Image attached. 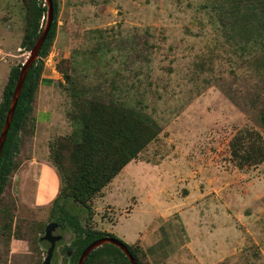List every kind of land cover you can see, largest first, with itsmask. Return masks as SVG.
I'll use <instances>...</instances> for the list:
<instances>
[{
    "label": "rangeland",
    "instance_id": "obj_1",
    "mask_svg": "<svg viewBox=\"0 0 264 264\" xmlns=\"http://www.w3.org/2000/svg\"><path fill=\"white\" fill-rule=\"evenodd\" d=\"M203 3L60 0L58 34L34 105V135L21 138V165L3 204L48 224L65 212L87 223L89 210L72 199H60L53 210L63 180L49 160L50 145L74 128L71 96L55 67L71 58L73 76L93 94L110 91L161 129L91 203L95 229L128 245L141 241L151 264H264V164L239 170L230 153L244 127L264 137L249 103L262 76L228 52L213 57L212 72L197 68L220 53ZM25 22L22 0H0V103L11 68L30 57L21 48ZM59 225L54 234L63 239L52 264L63 263L62 250L75 237L68 222ZM40 243L47 255L50 244ZM31 256L30 243L0 239V264H31Z\"/></svg>",
    "mask_w": 264,
    "mask_h": 264
},
{
    "label": "trees",
    "instance_id": "obj_2",
    "mask_svg": "<svg viewBox=\"0 0 264 264\" xmlns=\"http://www.w3.org/2000/svg\"><path fill=\"white\" fill-rule=\"evenodd\" d=\"M52 1V27L40 51L39 59L27 74L0 159V239L8 243H30L31 264H43L46 251L41 249L40 236L44 234L48 222L18 216L15 209L3 202L6 192L11 189L14 173L21 165V138L23 135H34V105L46 69V60L51 55L58 34L60 0ZM22 3L26 22L21 48L31 52L46 25L48 9L44 0H22ZM202 9L214 20L217 34L215 47L220 53L216 56L210 54L206 59H202L197 68L200 71L210 68L208 70L212 72L213 57H222L223 52L253 64L262 76L263 83L258 92L249 99V103L255 108L256 122L264 128V0H204ZM246 55L253 57V60H248ZM22 68V65L11 68L2 93L0 135ZM55 69L64 80L65 84L61 85L66 87L71 96L73 109L69 118L74 128L70 135H60L50 145L49 160L63 180V187L54 202L53 210L60 199H72L89 210L85 225L67 212L56 221L59 224L68 222L75 235L73 242L62 250V264H78L84 250L96 240L107 236L117 239L113 234L99 231L91 224V203L103 197L104 190L114 179L130 163L137 161L158 139L161 129L152 117L142 111L117 103L110 91L93 94L73 76L75 67L71 58L61 59ZM201 79L204 84H210V77ZM230 153L234 165L239 170L264 164L262 133L248 127L240 129L230 142ZM53 220L51 218V221ZM119 241L129 249L138 264H151L141 241L133 245ZM70 250H74V253L68 261ZM85 264L131 263L118 247L106 244L94 250Z\"/></svg>",
    "mask_w": 264,
    "mask_h": 264
},
{
    "label": "water",
    "instance_id": "obj_3",
    "mask_svg": "<svg viewBox=\"0 0 264 264\" xmlns=\"http://www.w3.org/2000/svg\"><path fill=\"white\" fill-rule=\"evenodd\" d=\"M47 4V9H48V18L45 27L42 30L41 36L35 43V46L33 50L30 52V57L26 61V63L23 65V68L21 70V73L19 75L18 82L15 86V90L12 96L10 108L7 113L6 121L4 124V127L2 129L1 135H0V159L3 151L4 144L6 142L14 114L19 102V98L23 89V85L25 83L27 74L30 70V68L36 63V61L39 59L40 51L49 35V32L52 27V23L54 20V5L52 0H45ZM59 224L57 222H51L49 223L46 228L44 235L40 238V242L47 241L50 244V247L47 250V255L43 261V264H52V260L54 257V253L57 247V243L60 242L63 237L61 235H55L54 232L59 228ZM106 244H111L116 247H118L129 259L131 264H138L132 254L130 253L129 249L121 243L119 240L112 238V237H104L102 239L96 240L92 244H90L82 253L79 263L78 264H85L86 259L88 256L97 248L106 245ZM74 253V250L68 251V261H70V258L72 257Z\"/></svg>",
    "mask_w": 264,
    "mask_h": 264
},
{
    "label": "built area",
    "instance_id": "obj_4",
    "mask_svg": "<svg viewBox=\"0 0 264 264\" xmlns=\"http://www.w3.org/2000/svg\"><path fill=\"white\" fill-rule=\"evenodd\" d=\"M50 62H51V60H50Z\"/></svg>",
    "mask_w": 264,
    "mask_h": 264
},
{
    "label": "clouds",
    "instance_id": "obj_5",
    "mask_svg": "<svg viewBox=\"0 0 264 264\" xmlns=\"http://www.w3.org/2000/svg\"><path fill=\"white\" fill-rule=\"evenodd\" d=\"M50 57V56H49Z\"/></svg>",
    "mask_w": 264,
    "mask_h": 264
}]
</instances>
